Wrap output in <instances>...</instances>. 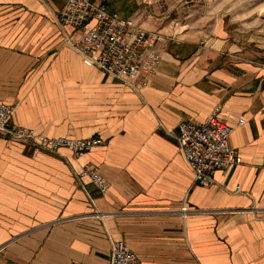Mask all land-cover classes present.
Segmentation results:
<instances>
[{
  "label": "crops",
  "instance_id": "crops-1",
  "mask_svg": "<svg viewBox=\"0 0 264 264\" xmlns=\"http://www.w3.org/2000/svg\"><path fill=\"white\" fill-rule=\"evenodd\" d=\"M65 5L0 0V105L38 135L103 144L75 158L0 135V263L110 264L125 242L142 264H264V37L241 42L222 21L205 38L140 22L166 37L133 88L83 63L56 19ZM216 108L242 163L202 187L179 127ZM85 167L108 193L79 181Z\"/></svg>",
  "mask_w": 264,
  "mask_h": 264
},
{
  "label": "built area",
  "instance_id": "built-area-1",
  "mask_svg": "<svg viewBox=\"0 0 264 264\" xmlns=\"http://www.w3.org/2000/svg\"><path fill=\"white\" fill-rule=\"evenodd\" d=\"M56 19L61 27L73 32V38L67 40L87 67H96L128 86L136 88L141 73L152 75L160 62L156 47L163 36L145 30L134 18L109 11L105 5L91 0H66ZM14 113L13 106L0 105V135L12 140L54 154L60 148H69L79 158L102 144L99 139H52L38 135L33 129L12 124ZM218 114L219 108H216L205 123L184 121L179 127L180 151L190 165L195 181L202 187L213 185L218 171L242 163L241 157L236 156L230 146L233 128L222 123ZM243 124L245 121L241 119L239 125ZM76 177L79 181L88 177L102 194L109 192L108 182L96 168L85 167ZM239 191L240 187H237L235 192ZM188 213L184 207L183 217L186 218ZM110 264L142 263L125 242H113Z\"/></svg>",
  "mask_w": 264,
  "mask_h": 264
},
{
  "label": "rangeland",
  "instance_id": "rangeland-1",
  "mask_svg": "<svg viewBox=\"0 0 264 264\" xmlns=\"http://www.w3.org/2000/svg\"><path fill=\"white\" fill-rule=\"evenodd\" d=\"M91 1L96 4L105 5L109 11L113 13H119L122 16H124L125 14L126 15L131 14L129 18H134L135 20L137 19L136 21L141 27H143L141 25L142 22L147 24H152L153 26L156 27H160V25L163 24L164 26H167L170 31L172 30L174 34L176 33L181 35L182 32L186 31V32L195 33L197 35H203V37L205 38V35L206 34L210 35L216 29V25H218L220 21H222L225 25V28L227 29V35L238 36L241 42H246L247 39L249 38L251 39L253 37H261V38L264 37V17L262 16H261L262 18L259 17L260 11L263 9L264 6V0L262 1L261 0H91ZM144 29L149 32L159 33L160 35L163 36L162 38L163 40L166 37L164 34H161L159 31H151L146 28ZM174 36L175 35H172L170 36V38ZM241 42L240 45H242ZM52 139H57V138H52ZM66 139H71V138H66ZM77 140H82V139H77ZM88 140H92V139H88ZM69 150L73 153L75 158H79L75 155V153L71 149ZM58 151L55 154H58ZM190 212L191 211H189V213Z\"/></svg>",
  "mask_w": 264,
  "mask_h": 264
},
{
  "label": "bare ground",
  "instance_id": "bare-ground-1",
  "mask_svg": "<svg viewBox=\"0 0 264 264\" xmlns=\"http://www.w3.org/2000/svg\"><path fill=\"white\" fill-rule=\"evenodd\" d=\"M262 1V0H261ZM232 3V2H231ZM260 8V7H259ZM216 9V8H215ZM264 17V6H263V9L260 11V14H259V17ZM256 17V16H255ZM261 17V18H262ZM259 20V19H258ZM260 21V20H259Z\"/></svg>",
  "mask_w": 264,
  "mask_h": 264
}]
</instances>
